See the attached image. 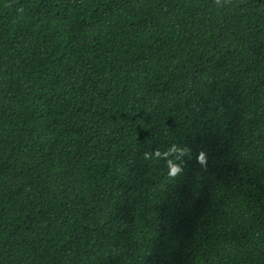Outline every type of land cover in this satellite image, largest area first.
Wrapping results in <instances>:
<instances>
[{
  "label": "trees",
  "instance_id": "trees-1",
  "mask_svg": "<svg viewBox=\"0 0 264 264\" xmlns=\"http://www.w3.org/2000/svg\"><path fill=\"white\" fill-rule=\"evenodd\" d=\"M0 264H264V0H0Z\"/></svg>",
  "mask_w": 264,
  "mask_h": 264
},
{
  "label": "clouds",
  "instance_id": "clouds-1",
  "mask_svg": "<svg viewBox=\"0 0 264 264\" xmlns=\"http://www.w3.org/2000/svg\"><path fill=\"white\" fill-rule=\"evenodd\" d=\"M177 153V148L175 145L170 146L167 149V152L165 153H161L159 150H156L154 152H147L144 154V159H159L161 160L163 158L164 163L167 166L168 169V176L169 178L175 179L176 177H178L182 172H183V168L180 166V164L178 162H174V157L173 158H169V156L171 154H175ZM185 154V150H180L179 151V155L183 156ZM203 154H201L198 157V160L201 163H204V159H203Z\"/></svg>",
  "mask_w": 264,
  "mask_h": 264
}]
</instances>
